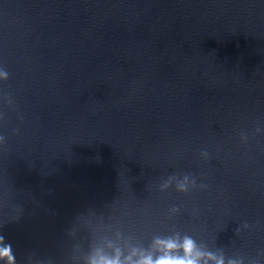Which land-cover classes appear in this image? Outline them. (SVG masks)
Wrapping results in <instances>:
<instances>
[{
	"label": "water",
	"instance_id": "water-1",
	"mask_svg": "<svg viewBox=\"0 0 264 264\" xmlns=\"http://www.w3.org/2000/svg\"><path fill=\"white\" fill-rule=\"evenodd\" d=\"M185 235L264 264V0H0V264Z\"/></svg>",
	"mask_w": 264,
	"mask_h": 264
},
{
	"label": "clouds",
	"instance_id": "clouds-1",
	"mask_svg": "<svg viewBox=\"0 0 264 264\" xmlns=\"http://www.w3.org/2000/svg\"><path fill=\"white\" fill-rule=\"evenodd\" d=\"M4 78H8L7 72ZM201 187L207 186L202 184ZM177 191L187 194L189 189L186 184H181ZM176 211H179V208ZM2 239L3 237H0V240ZM10 249L11 244L9 243L4 251L10 252ZM208 257L214 260L215 264H225V258L222 256L217 258L213 253H208ZM6 259L9 264H15V257L9 255ZM87 264H207V261L204 260V253L198 250L194 238L185 235L182 242L179 238L171 236L156 237L151 250L133 247L127 256L120 248H116L113 254L98 250L89 256ZM228 264H235V261L229 259Z\"/></svg>",
	"mask_w": 264,
	"mask_h": 264
}]
</instances>
